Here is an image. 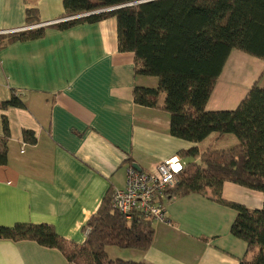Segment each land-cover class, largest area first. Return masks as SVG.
<instances>
[{"label":"crops","instance_id":"crops-1","mask_svg":"<svg viewBox=\"0 0 264 264\" xmlns=\"http://www.w3.org/2000/svg\"><path fill=\"white\" fill-rule=\"evenodd\" d=\"M35 10L27 18L26 11ZM62 0H0V103L14 93L24 108L0 109L9 127L6 164L0 165V226L48 224L80 245L83 228L110 190L122 189L126 169L149 172L179 157L200 165L207 149L238 145L229 134L190 143L169 134V114L133 101L134 87L156 88L155 77L135 75V57L117 48V22L107 18L67 30ZM43 28V36L8 42L11 35ZM247 66L255 72L247 75ZM264 72V61L232 51L205 106L234 110ZM31 132L35 144L24 141ZM196 150L195 156L184 152ZM181 153V154H179ZM171 190V188L169 189ZM168 190V191H169ZM221 199L260 210L264 195L225 181ZM166 222L149 221L153 240L146 251L107 247L110 260L143 264H239L251 261L246 243L230 233L236 212L212 191L164 201ZM0 264H69L63 254L34 241L0 240ZM73 264V263H70Z\"/></svg>","mask_w":264,"mask_h":264},{"label":"trees","instance_id":"trees-1","mask_svg":"<svg viewBox=\"0 0 264 264\" xmlns=\"http://www.w3.org/2000/svg\"><path fill=\"white\" fill-rule=\"evenodd\" d=\"M62 4L65 16L74 18L56 24L60 30L116 19L118 51L134 54L135 75L157 79L156 88L134 87L133 101L154 108L158 96L164 94L162 107L169 114L171 136L190 143H200L213 133L237 139L238 145L231 149H207L199 156L200 165L187 164L167 195L210 189L217 203L236 212L231 235L243 240L248 252L256 250L251 261L243 259L239 264H264V204L250 211L220 196L225 181L264 195V87L254 84L234 110H205L232 51L264 61V0H62ZM100 10L107 11L93 13ZM26 14L31 19L35 10L28 9ZM82 14L90 15L75 18ZM43 33V28L17 33L8 42L37 39ZM8 107L24 108L25 104L11 93L0 103V109ZM8 138V122L2 117L0 165L6 164ZM23 139L36 142L27 131ZM196 154V150L183 153ZM111 194L112 190L85 224L86 238L80 245L66 241L48 224L0 226V240L34 241L59 250L69 264H143L107 257V247L146 251L154 234L141 214L125 220L113 211Z\"/></svg>","mask_w":264,"mask_h":264},{"label":"built area","instance_id":"built-area-1","mask_svg":"<svg viewBox=\"0 0 264 264\" xmlns=\"http://www.w3.org/2000/svg\"><path fill=\"white\" fill-rule=\"evenodd\" d=\"M185 166L186 163L179 157L159 162L149 172H138L129 165L124 187L112 191L111 209L125 220H130L134 213H138L146 220L165 223L164 201L167 192L178 183Z\"/></svg>","mask_w":264,"mask_h":264},{"label":"rangeland","instance_id":"rangeland-1","mask_svg":"<svg viewBox=\"0 0 264 264\" xmlns=\"http://www.w3.org/2000/svg\"><path fill=\"white\" fill-rule=\"evenodd\" d=\"M79 16V15H78ZM76 17V16H75ZM224 69V68H223ZM223 71V70H222ZM255 72V69L252 67V68H249V66H247V75L248 76H251L253 73ZM257 86L259 87H264V72L260 78V80L257 82L256 84ZM180 180V179H179ZM176 184L171 188H175Z\"/></svg>","mask_w":264,"mask_h":264},{"label":"water","instance_id":"water-1","mask_svg":"<svg viewBox=\"0 0 264 264\" xmlns=\"http://www.w3.org/2000/svg\"><path fill=\"white\" fill-rule=\"evenodd\" d=\"M104 11H107V10H100V11H96V12H93V13H99V12H104ZM93 13H90V14H93ZM90 14H87L86 16H88V15H90ZM82 17V16H81ZM84 17V16H83ZM76 18H80V16H78V17H76ZM133 168L136 170V171H138V172H140L141 170H140V168L137 166V165H133Z\"/></svg>","mask_w":264,"mask_h":264},{"label":"clouds","instance_id":"clouds-1","mask_svg":"<svg viewBox=\"0 0 264 264\" xmlns=\"http://www.w3.org/2000/svg\"><path fill=\"white\" fill-rule=\"evenodd\" d=\"M76 17H77V16H76ZM76 17H75V18H76Z\"/></svg>","mask_w":264,"mask_h":264}]
</instances>
